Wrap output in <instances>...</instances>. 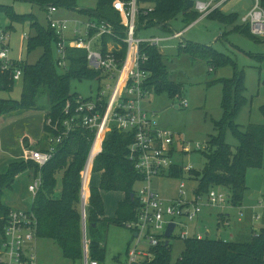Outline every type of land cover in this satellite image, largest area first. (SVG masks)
<instances>
[{"label": "trees", "instance_id": "trees-1", "mask_svg": "<svg viewBox=\"0 0 264 264\" xmlns=\"http://www.w3.org/2000/svg\"><path fill=\"white\" fill-rule=\"evenodd\" d=\"M26 1L37 5L45 13L50 6H56L58 9L74 10L86 19L109 21L120 32L123 29L120 25V13L114 7L115 0H96L92 7H80L79 0ZM196 1L136 0L139 9L138 29L149 26L169 29L171 21L179 15H182L183 21L189 26L201 15L195 8ZM261 4L264 8V0H261ZM2 15L10 19L8 29L13 28L14 22L29 23L32 32L27 40V50L33 52L41 48L43 51L35 63H21L23 90L20 99L2 96V92L13 91L16 80L13 77L14 69L3 70L0 62V116L47 110L45 134L39 145L42 150H47L53 144L56 148L54 157L41 169L43 184L31 204L39 221L38 238L53 239L61 248L64 257L83 264L85 235L81 209L82 179L93 134L89 130L80 129L66 136L60 143L55 144L53 140L63 130L62 122L67 101L75 103L77 93L71 91V81L95 79L100 75V71L90 69L87 51L76 48H68L70 65L67 71H61L54 56L58 37L49 22L42 24L34 13L17 14L12 7L0 4V26ZM207 16L225 24H230L232 18H239L237 13H225L220 8L214 9ZM145 19H149V22L143 26ZM243 25L246 29L237 27L236 31L254 39H262L251 33L249 25ZM103 40L106 42L109 37L105 36ZM142 50L149 55L148 67L153 72L148 86L156 93H167L171 98L181 97L183 84L169 78L167 64L158 46L143 44ZM178 53L189 54L194 60H206L213 70L231 66L234 74L232 77L218 80L223 84V112L220 119L214 120V133L203 150L206 157L203 169L190 170L194 175L186 176L184 165L178 162L170 171V177L197 182L196 194H206L215 188L214 186H224L231 194L233 206H240L248 190V169L262 167L264 162V125L250 122L242 128L237 121L238 115L249 103L245 95V70L240 69L231 56L212 45L186 40L180 43ZM260 111L264 116V104ZM48 118L57 125V129L46 124ZM228 133L236 139L235 146L228 142ZM133 141L132 132L113 127L104 140L103 150L94 160L93 173H100L101 178L98 186H90L86 229L89 258L99 264H106L107 239L111 226H127L137 218L139 201L136 185L143 177L129 159ZM173 149L175 150L176 146ZM183 154H187V151L183 150ZM39 170L34 162L22 159L20 162H10L8 168L0 172V230L6 224L11 211V207L3 201L5 190L13 187L17 174H37ZM104 192L124 194L113 217L105 214ZM132 230L135 236L136 231ZM183 240L185 249L175 264H264V227L254 232L251 240L244 242L212 238L210 235L202 239L189 237ZM131 248L130 245L127 248L128 256ZM172 251L171 239L168 244L167 239L161 240L157 246L150 248L153 255L150 264H171ZM143 263L149 264L147 260Z\"/></svg>", "mask_w": 264, "mask_h": 264}, {"label": "built area", "instance_id": "built-area-1", "mask_svg": "<svg viewBox=\"0 0 264 264\" xmlns=\"http://www.w3.org/2000/svg\"><path fill=\"white\" fill-rule=\"evenodd\" d=\"M115 9L120 13L122 32L106 20L73 19L74 26L70 27L69 18H58V8L50 6L46 12L50 26L55 30L58 40L55 44V61L61 71H67L70 65L68 48L84 49L87 51L88 66L100 71L95 78L107 83L100 86L95 95L83 97L79 93L75 103L67 101L62 122L63 130L54 138V143H60L72 133L85 129L92 132V145L83 170L82 207L86 206L85 194L89 197L88 178L93 173L95 158L103 150L107 134L116 127L134 134L130 145L129 159L136 170L142 175L141 185L137 189L139 207L137 218L130 226L137 233V244L144 237L148 248L132 247L129 251V263L139 257L151 259L149 249L157 246L166 239L165 233L171 222L180 226L179 237L186 239L196 237L202 239V232H192L189 223L197 222L206 207L220 208L232 204L231 194L221 189L213 188L206 194H196L195 187L187 189L186 179L182 178L177 197H163L153 185L158 177H170V171L178 163L177 154L182 151L205 150L206 144L185 142L183 146L176 145L175 132L161 127L157 121V113L146 108V98L154 92L148 86L153 75L148 67L149 55L142 50L143 44L158 46L164 39L159 37L139 38L138 14L136 0H115ZM210 3L196 1L195 8L201 14L207 15ZM152 10V8L150 9ZM243 24L249 25L251 33L264 38V8L261 0H254L251 9L241 18ZM70 32V33H69ZM184 32H174V38H182ZM30 35V34H29ZM29 35H24L28 40ZM105 36L109 37L104 41ZM11 35L9 29L0 26V62L3 70L14 69V79L22 80V59L10 55ZM126 46V47H125ZM210 70H213L210 68ZM187 100H182V106H188ZM46 124L57 129L51 118ZM176 146L174 150L173 147ZM56 153L53 145L47 150L24 146L22 159L34 162L40 169L32 173L28 189L32 194V202L43 184L41 169L51 161ZM192 165L184 166L185 172ZM88 189V194L86 193ZM191 191V192H189ZM241 215L242 212H241ZM256 220L260 215L255 216ZM39 221L32 207L26 209H11L6 224L0 230V264H37V240ZM175 231V230H174ZM174 234V233H173ZM83 264H99L91 260L89 254L84 256Z\"/></svg>", "mask_w": 264, "mask_h": 264}, {"label": "rangeland", "instance_id": "rangeland-1", "mask_svg": "<svg viewBox=\"0 0 264 264\" xmlns=\"http://www.w3.org/2000/svg\"><path fill=\"white\" fill-rule=\"evenodd\" d=\"M95 2L96 0H79L78 5L80 7H92L95 5ZM241 3L252 5L254 0H243ZM0 4L12 7L17 14L34 13L42 24H47L48 22L46 13L37 5L26 0H0ZM78 15L74 10L59 9V14L56 16L58 18H69L70 27L73 28V19L78 18ZM148 22L149 19H145L143 26ZM229 23L225 24L218 20L205 19L187 31L183 38L179 39L173 38V35L175 30H183L187 26L183 21L182 15L171 21L169 29L160 26H149L138 29L137 37L139 38H170L161 41L158 48L167 64L169 78L172 81L183 84L182 97L184 98L182 99L178 97L171 98L167 93L159 94L156 92L151 93L146 98L144 102L145 107L156 111L157 121L160 125L163 124L164 127L173 131L178 130L182 132L190 131L193 128L198 133L201 130L205 131L204 127L206 124H210V126L214 125L206 120L207 111L212 110V113L217 114V108L220 106L222 87L218 83L214 84V82L222 78V73H226V70L231 75L232 68L230 66L227 68L217 67L209 71L210 65L206 60H194L189 54L179 55L178 53V47L182 41L189 40L207 44L206 42H209L207 40L213 37L217 38L213 46L217 50L231 56L237 62L238 67L244 69L246 73L247 90L245 95L249 99L250 106L240 112L237 118L238 123L242 128H245L250 122L264 125V116L260 111V107L264 104V38L254 39L236 31L237 27L246 29L241 23L240 17L236 20L232 18ZM1 24L3 27L8 26L10 19L2 15ZM31 32L29 23H13V28L9 29L11 35L10 55L33 64L40 58L43 51L41 48H38L33 52H28L27 40L23 36L29 35ZM54 56L56 57L55 50ZM106 83L105 80L74 79L71 81V91L79 93L83 97H89L95 95L98 88L104 86ZM22 90L23 82L22 80H18L13 91L2 92V96L8 99H20ZM182 100H187L190 102V105L188 107L182 106ZM177 105H180V108H176ZM46 113L47 110H31L24 113L17 112V114L11 116H0V172H3L12 160L22 161L21 156L14 159L13 155H16V153L13 152L21 149L20 138L26 133L38 139L36 148L41 149L39 144L45 134L44 123ZM207 137H210V135ZM227 140L233 146L237 144L235 138L230 134ZM23 141L26 142L25 140ZM176 159L184 166L192 165L193 168L190 170L195 169L196 171H201L206 162L203 150L187 151V154L183 155L177 154ZM190 170L186 172V176L194 175ZM100 176V173H91L88 178L89 189L90 186L99 185ZM31 180L32 174L30 172L17 174L13 187L5 190L3 201L11 209H26L31 206L32 194L28 189ZM181 182L182 179L165 176L154 179L153 185L163 197L172 199L177 197ZM184 182L187 184L188 190H192L197 185V182L188 181L187 179ZM246 184L248 190L245 192L240 206L235 207L228 204L226 208H216V211L213 210V216H208V219L204 222L212 238H223L238 242L249 241L255 230L264 227V162L262 167L248 169ZM140 185L141 182L137 183L136 189ZM214 187L229 193L228 189L224 186ZM86 193L88 194V189H86ZM118 195L119 193L117 192L103 193L107 213H115ZM86 197V206L81 209L82 212L85 209L87 213L86 210L90 196L86 195ZM225 212L230 213L229 217L231 220L227 219L228 217H226ZM256 214L260 215L259 220H256ZM85 217L87 218V214ZM196 224V222L189 223V229H193V226ZM180 230V226H178L171 237L173 249L171 264H175L185 249V242L179 237ZM201 230L206 235L205 228L203 227ZM137 241L138 239L134 236L130 226H111L107 239L106 264H116L117 257L121 261H125L129 245L131 247L137 246L140 249L148 248L146 238L142 237L139 244H137ZM152 258L153 255L151 254V259L148 258L147 262L150 263ZM140 259L141 257H139L137 264H141ZM37 264L82 263L64 257L61 248L53 239L42 237L37 240Z\"/></svg>", "mask_w": 264, "mask_h": 264}, {"label": "crops", "instance_id": "crops-1", "mask_svg": "<svg viewBox=\"0 0 264 264\" xmlns=\"http://www.w3.org/2000/svg\"><path fill=\"white\" fill-rule=\"evenodd\" d=\"M197 1H202V2H205L207 4L210 3L211 7H210V12L213 11L214 9L216 8H220L221 11L225 12V13H237L240 17V20L241 18L251 9V7L253 6L252 5H247V4H242L241 2L243 0H238V1H233V0H197ZM96 3V2H95ZM242 4V5H241ZM240 7V8H238ZM209 12V13H210ZM208 13V14H209ZM59 14V10L58 12L56 13V15ZM201 14V13H200ZM207 14V15H208ZM207 15H204V14H201L200 17L194 21L192 24H190L189 26H186V28H184L183 30H175V32H184L183 34V37L184 35L187 33V31H189L191 28L195 27L196 24L200 23L201 21H204L205 19H210L208 18ZM78 18H82L84 19L82 16L78 15ZM212 20V19H210ZM242 23V22H241ZM221 34V33H220ZM24 37V36H23ZM182 37V38H183ZM161 38V37H159ZM174 38V37H173ZM164 39L163 41L165 40H168L170 38H162ZM176 39H179V38H176ZM217 40V38L213 37V38H210L208 39L207 41L209 42H206L207 44L206 45H215V41ZM189 41V40H188ZM204 44V43H202ZM214 47V46H213ZM215 48V47H214ZM14 57V56H13ZM228 66H223V68H227ZM231 67V66H230ZM211 68V67H210ZM232 68V74L230 75V72L228 70H226L225 72L226 73H222L223 76H221L222 78H229V77H232L233 74H234V69L233 67ZM209 71H212L209 69ZM219 80V79H218ZM216 81L214 82V84H220L221 87H222V90H221V94H220V98H221V101L219 103V107L217 108V114L215 113H212V110L211 111H207L206 113V120L212 124H214V120H217V119H220L221 116H222V108H221V103H222V96H223V84L219 81ZM246 87H247V83H246ZM182 96H183V93H182ZM178 97L180 99L184 98V97ZM188 106L190 105V102H188ZM188 106H185V107H188ZM248 106H250V103H248L244 108H248ZM176 108H180V105H177ZM212 113V114H211ZM209 118V119H207ZM160 125V124H159ZM161 127H164L163 124L160 125ZM213 126H210V124H206V126L204 127L205 128V131L204 130H201L200 133L196 132L193 128L190 130V131H187V132H182V131H174L175 132V138H176V145H179L180 147L184 145V143L187 141V142H190L191 144H195V143H200V144H207L208 140H209V137L207 136H211L214 132V129H212ZM166 128V127H164ZM169 129V128H168ZM173 131V130H172ZM230 133H228L229 135ZM231 135V134H230ZM228 138V136H227ZM23 140H25L26 142H24ZM236 140V139H235ZM37 141L38 139H35L32 135L26 133L25 135H23L21 138H20V147L21 149L18 150L17 152L14 151L13 153H16V155H13V157H15L14 159L18 158L19 156L22 155V150H23V147L24 146H31L32 148H36V145H37ZM13 161V160H12ZM11 161V162H12ZM10 164V163H9ZM8 164V165H9ZM8 168V166H7ZM5 168V170L7 169ZM4 170V171H5ZM111 193V192H110ZM119 193L118 197H117V202H116V206H115V213L114 214H111L110 212L107 213L106 211V206H105V214L106 216L108 217H113L115 216L116 214V209H117V206H118V202L120 200H122L124 198V194L122 192H117ZM105 202V201H104ZM31 204H32V198H31ZM232 206V205H231ZM228 207V206H227ZM220 208H226V207H220ZM216 211V208H212V207H207L204 211V213L201 215L200 219L196 222L197 224L193 226V229H191L192 232H202V228L204 227L205 228V232L206 234L210 233V231L207 229V226L204 224V222L208 219V216H213L212 213H214V211ZM222 211V210H221ZM220 211V212H221ZM218 213V212H217ZM241 213V212H240ZM226 214V217H228L227 219H230V213H227L225 212ZM113 215V216H112ZM215 215V214H214ZM257 215V214H256ZM231 220V219H230ZM202 222V223H201ZM229 224V223H228ZM110 231V230H109ZM258 231V230H255V232ZM227 240V239H225ZM0 246H1V237H0ZM129 256L126 254V259L125 261H121L119 257H117V263L116 264H128L129 263V260H128ZM144 260H147L145 257H141L140 259V263L141 264H144L143 261ZM138 261V260H137ZM137 261L135 262H131L130 264H137ZM150 264V263H149Z\"/></svg>", "mask_w": 264, "mask_h": 264}, {"label": "water", "instance_id": "water-1", "mask_svg": "<svg viewBox=\"0 0 264 264\" xmlns=\"http://www.w3.org/2000/svg\"><path fill=\"white\" fill-rule=\"evenodd\" d=\"M83 216H84V235H85V255L87 254L88 251V245H87V225H86V212L85 209L83 211ZM176 224L174 222H171L167 228V231L165 233L166 239H167V244L170 242L171 237L173 236L174 230H175ZM210 234L207 233L206 236H209ZM135 236H137V233H135Z\"/></svg>", "mask_w": 264, "mask_h": 264}, {"label": "bare ground", "instance_id": "bare-ground-1", "mask_svg": "<svg viewBox=\"0 0 264 264\" xmlns=\"http://www.w3.org/2000/svg\"><path fill=\"white\" fill-rule=\"evenodd\" d=\"M85 199H87L86 194H85Z\"/></svg>", "mask_w": 264, "mask_h": 264}]
</instances>
